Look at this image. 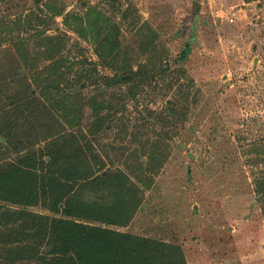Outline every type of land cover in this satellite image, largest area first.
I'll list each match as a JSON object with an SVG mask.
<instances>
[{"label": "rangeland", "instance_id": "374dc122", "mask_svg": "<svg viewBox=\"0 0 264 264\" xmlns=\"http://www.w3.org/2000/svg\"><path fill=\"white\" fill-rule=\"evenodd\" d=\"M6 114L0 171L73 138L110 175L73 204L126 223L89 224L264 264V0H0ZM48 177L37 205L0 201V264L60 257L46 222L73 219Z\"/></svg>", "mask_w": 264, "mask_h": 264}, {"label": "trees", "instance_id": "16d2710c", "mask_svg": "<svg viewBox=\"0 0 264 264\" xmlns=\"http://www.w3.org/2000/svg\"><path fill=\"white\" fill-rule=\"evenodd\" d=\"M6 115L0 117V137L6 140L0 139V153L6 147L16 146L11 141L13 128L9 131L3 129L9 118ZM87 153L86 146L71 138L42 147L37 153L3 166L0 171L1 202L24 207L37 205L41 179L49 176L48 181L53 182L57 189L56 201L63 208L64 214L73 219L61 218L46 222L50 232V255L60 257L39 264H186L178 248L89 224L97 222L123 226L126 221L121 219L124 215L121 205L117 206L118 209H108L73 204L75 198L80 196V189H77V193L74 188L77 182L85 187L100 179H111L106 174L93 178L87 164ZM117 213L120 219L116 217Z\"/></svg>", "mask_w": 264, "mask_h": 264}]
</instances>
